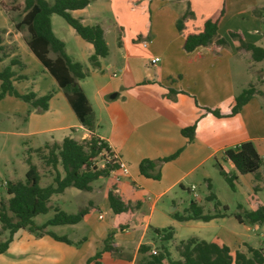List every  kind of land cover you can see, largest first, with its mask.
<instances>
[{"label": "crops", "instance_id": "crops-1", "mask_svg": "<svg viewBox=\"0 0 264 264\" xmlns=\"http://www.w3.org/2000/svg\"><path fill=\"white\" fill-rule=\"evenodd\" d=\"M212 1H215V4L210 9ZM216 1L186 0L185 4L174 7L169 0H144V4L141 5L144 18L141 24H136V26L130 28L129 33L125 31V26L120 21H113L111 26L106 28L103 21L97 19L98 14H92L93 18H96L91 21L92 23H88L85 16H79L84 21L83 23H98L101 26L103 37L108 46V54L99 58L98 67V71H101L105 78L93 77L89 73L79 80V84L92 109L94 117L93 132L106 141L111 153L117 155L128 168V173L122 175L118 184L105 190L106 194L112 192L119 197L126 209L119 214H114L108 204L109 210L114 216L123 215L124 217L118 223L117 229L112 228L103 231L98 236V240L101 242L108 232L114 231L113 242L117 247L115 251L103 252L99 260L100 264H135L137 259L140 261L138 264H146L148 255L139 252L138 248L141 244H145L150 246V252L155 253L151 246L154 241L158 240V236L154 232L148 236V231L149 229L153 231L154 228H164L158 225L152 226L149 221L156 203L169 189L176 185L183 186L182 180L195 167L215 156L217 151H223L227 148L226 146L214 147L207 140L208 137L205 138L200 134V131L207 132L209 137L212 138L214 135L213 121L226 120L232 117L216 118L210 113L203 112L200 106L218 107L222 111H227L228 105L237 95L234 82L235 67L242 69V60L247 61L245 55L252 59L251 54L250 51L240 48L237 40L232 42L227 40L219 33V28L227 18V10L232 5H235V3L238 5L239 10L236 14L240 15L242 10L252 13V7H255L256 3L254 0H224L225 3L223 4L226 7V12L219 22L217 36L224 38L228 43L220 45L216 43L215 38L205 46H198L190 52H185L182 49L184 36L188 33L199 32L202 29L204 20L223 5ZM89 5L90 3L82 9L72 11H85ZM53 14L50 16L52 31L56 37L63 41V37L57 35L52 25ZM259 14H249V18H252V21L259 28L260 36L257 40H263L264 22L260 20L262 17ZM155 15L161 16V18H155ZM179 23H182L181 30L177 28ZM108 30L115 34L112 45H109L106 40ZM238 32L242 33L241 31ZM249 42L259 45L257 41ZM85 49L88 52L89 59V56L93 53V46L88 43ZM239 49L245 52L241 53ZM66 54L70 57L69 53L66 52ZM155 57H158L159 60L151 63L150 60ZM72 60L80 62L79 60ZM263 61L264 59L260 61L252 59L249 64L255 65ZM104 71L107 72L106 76L103 74ZM15 82L13 81V84L16 87ZM250 84L254 86L255 93L243 105L241 111L249 102L257 100L258 97H261L264 101V94L259 95V89L256 88L254 82ZM8 97L12 96L5 95L1 99ZM258 104L259 107L262 106L261 103ZM50 109L53 110L51 116L48 114ZM26 110H29L24 120L26 124L28 123L26 136L46 135L42 144L51 141L61 142L62 138L67 135L76 140L77 134H85L81 138L89 136L90 131L80 124L63 89L62 94L59 95H56L55 91L51 92L48 108L45 110L47 114L31 108L29 103ZM51 117L52 120H50ZM195 119L198 120L195 137L192 141H188L180 130ZM209 126L212 129L210 133L208 132ZM55 131H61L60 135L54 137L52 133ZM241 142L233 143L231 146ZM178 149H181V151L176 158L160 165L159 179L145 177L140 174L138 165L143 158L157 159ZM227 163L232 166L231 163ZM97 181L100 182V178L92 182L90 191L84 192L86 193L84 195H87L85 196L86 205L80 208L90 207L99 210V205L92 204L91 198L92 192L95 189L97 190ZM66 191L70 192L69 197L71 198L79 197L83 193V190L75 187H66L63 192L53 194L48 201V205H50V201L55 195H61ZM67 199L69 200L68 196ZM105 199L107 200V197ZM194 201L201 205L200 202ZM58 206L62 208L60 205ZM77 206L81 205L77 204ZM175 208H172V210H176ZM145 209L149 210L148 214L145 213ZM172 213L173 211L169 217L178 222L172 216ZM99 215L98 218H101L102 216L99 217ZM85 216L86 214L78 223L70 225L77 227L85 219ZM222 218L216 217L209 221L190 219L183 222L201 225V222L209 223ZM120 235L124 236L121 237ZM216 235L231 250H241L238 244L245 241V239L226 231L217 232ZM83 238V249L82 247L78 249V241L71 238L72 242L69 244L55 240L53 246L60 256L63 255L58 260L60 264L66 262L68 264L73 262H76V264H91L87 263V259L96 253L99 241L90 243V240L87 242L85 236ZM197 238L201 239L200 237ZM13 242L14 237L10 245ZM124 248L133 251L132 258L129 259L124 255L116 256ZM171 257L176 259L178 255L177 257L171 255Z\"/></svg>", "mask_w": 264, "mask_h": 264}, {"label": "rangeland", "instance_id": "rangeland-1", "mask_svg": "<svg viewBox=\"0 0 264 264\" xmlns=\"http://www.w3.org/2000/svg\"><path fill=\"white\" fill-rule=\"evenodd\" d=\"M169 1L174 7H179L186 3V0ZM217 1H219L221 5L225 3L224 0ZM254 1L256 5L252 7V13L254 15L260 13L259 15L262 17L260 20L264 22V0ZM143 4L144 0H92L85 11H70V13L74 17H79L81 15L85 16L88 23H92L91 21L96 19L93 18V15L98 14L97 19L103 21L106 28L111 26L113 21H120L124 24L125 31L129 33V29L136 26V24H141L144 18L141 8ZM214 4L215 1H212L210 9L213 8L212 6H214ZM23 6L24 0H0V31L2 32L3 44L9 55L0 62V68H2L10 58L18 57L25 63V67L21 70L18 69L17 66H12V68L18 73L26 75L25 79L15 82L19 92L25 93L33 91L39 96L53 91L56 92V95L62 94V89L57 85L54 78L34 56L25 43L28 36L26 28H15V23L21 19L23 14ZM238 10L239 7L236 3L227 10V18L220 26L219 33L232 42L237 38H232L229 35V30L241 31L246 41H257V44L264 46V39L257 40L258 36H260L258 26L252 21V18H249V14L252 15V13L242 10L241 14L237 15L236 13ZM155 18H161V16L158 17L155 15ZM82 22L84 21L82 20ZM52 25L57 35L63 37L66 52L69 53L72 59L81 62L83 71L86 75L90 73L93 77H103L101 71H98V67H93L89 62L88 52L85 49L88 43L77 35L74 29L69 26L60 15L53 14ZM114 39L115 34L108 30L106 40L109 45H112ZM240 52L243 53L245 51L240 50ZM49 56L54 57L55 54L50 52ZM245 56L247 61L242 60V69L240 67L237 68V66L235 67V93L239 94L243 88H248L251 85L250 83L254 82L256 88L259 89V95H263L264 61L252 65L249 64L252 59H250L248 55ZM103 74L106 76L107 72L104 71ZM258 103H261L262 106L259 107ZM27 106L28 103L14 96L0 99V199L6 200L8 198L4 189L6 181L24 178L27 168L25 162V158L28 154L27 150L43 147L42 143L46 137V135L26 136L28 123L26 124L24 120L29 111L26 110ZM42 112L47 114L46 111ZM52 112V109H50V111L48 110L49 116L52 115ZM50 120H52V117ZM66 120L69 121L67 118ZM213 123L214 135L212 138H210L205 131H200V134L205 138L208 137L207 140L210 141L214 147H230L233 143L251 140L264 161V101L261 97L249 102L237 116L226 120H215ZM207 124L209 125V123ZM211 130V126H209L208 132L210 133ZM60 133L61 131H55L52 134L54 137H57ZM84 135L85 134H77V140L83 141L88 137L87 135L81 138ZM49 143H52V141ZM43 150L44 152L47 151L45 148ZM223 151H217L215 156H212L210 159L205 160L203 164L195 167L193 171L187 174L182 180L183 186L176 185L169 189L167 193L159 199L151 212L149 221L152 226H170L173 228V238L164 244H168L166 246L170 249V254L174 257H177L175 244L180 240L189 237H200L201 239L208 240L215 236L217 232L222 231L245 239V241L238 244V247L244 252L247 251L245 245L253 247L261 246L264 248V224H243L239 223L234 217V213L236 212L252 210L259 205H264V163L254 172L238 174L235 169L227 163L228 161L224 159ZM107 158L109 157H107L105 153L99 155L96 158V165L98 167H103ZM31 160L37 166L41 176L39 181L40 185L44 186L50 183L53 175L52 168L45 165L34 151L31 152ZM219 165L230 174L237 175L233 188L229 186L220 173ZM58 167L62 170L60 164ZM121 178L122 175L116 172L100 178V182L97 181V190L95 189V191L92 192L91 198L92 204L99 205V210L87 206L88 212L85 219L80 222L77 227L64 224L47 226L46 229L58 235H65L69 239L71 238L78 241V249L82 247L84 236L87 242L90 240V243H93L99 241L98 236L101 235L103 231H108L112 228L117 229L118 223L122 221L124 216H114L110 212L108 202L105 199L107 197L105 190L118 184ZM206 182H210V188H208ZM191 185H193L194 189H191ZM82 192L83 193L76 198L69 197V191L61 195H55L50 201L51 207L49 210L46 213L38 214L34 217L35 223L41 224L48 218H51L54 214L53 207L55 205H60L69 213L77 212L80 207L86 205L85 196L87 195H84L86 194L84 193L85 191ZM211 193L215 195V198L208 199L207 196ZM194 200L201 203L204 213H225V215L222 219L214 220L209 223L201 222V225H194L193 223L191 224L183 221L177 222L169 217L172 211L180 214L185 213L190 202ZM216 202H219V204L217 205ZM77 204L81 206L78 207ZM238 205H240V207H238ZM172 208L176 210H172ZM145 213L148 214L149 210L145 209ZM98 214L102 217L98 218ZM117 231L120 233L119 230ZM0 232H2L0 240L5 239L7 232L1 230V225ZM152 232L153 231L149 229L148 236L152 235ZM120 236L123 237L124 235ZM55 242L56 241L47 234L42 235V237H35L33 233L28 230L20 229L14 235V242L3 253H0V264H60L58 260L61 259L63 255L61 254L60 256L53 246ZM161 244L159 239L152 243L151 248L155 253L160 251ZM102 248L103 240L101 242L99 241L97 251ZM132 254L133 251L124 248L122 251L118 252L116 256L120 257V255H124L130 259L132 258ZM67 261L69 262V260ZM138 263H140V261L137 259L135 264ZM64 264L68 263L66 262ZM72 264H76V262ZM163 264H166V262Z\"/></svg>", "mask_w": 264, "mask_h": 264}, {"label": "trees", "instance_id": "trees-1", "mask_svg": "<svg viewBox=\"0 0 264 264\" xmlns=\"http://www.w3.org/2000/svg\"><path fill=\"white\" fill-rule=\"evenodd\" d=\"M92 0H24L23 14L21 19L15 23V28L25 27L28 36L25 43L41 62L50 75L54 78L57 85L63 89L65 96L75 112L80 124L90 131L89 136L83 141H78L72 136H64L61 142L44 143L43 147L33 150L28 149L25 158L27 168L23 179L8 180L5 182V192L8 195L6 200L0 199V225L1 230L6 231V238L0 240V253H3L13 240L14 234L20 229H26L34 236L40 237L44 234L49 235L54 240L71 243L65 235H58L47 226L76 224L85 214L87 208H80L75 213H69L58 205L53 207L54 214L41 224L34 221L38 214L46 213L51 207L48 201L53 194L63 192L66 187H75L79 190L90 191L92 182L106 177L117 167L112 161V153L106 141L99 138L94 132V117L91 106L84 94L79 80L84 78L86 73L83 71L82 64L73 61L64 50V42L55 36L51 28V14L60 15L65 22L83 40L93 46V53L89 56V62L93 67H99V58L108 54V46L103 37L101 26L96 24L83 23L80 17H74L70 11L86 7ZM225 5L210 16H208L199 32L188 33L182 41V49L190 52L198 46H205L215 39L220 45L227 44V41L218 37L217 29L222 16L225 14ZM257 14V13H256ZM258 15V14H257ZM179 30L182 23L177 24ZM232 38H237L239 47L250 51L254 61L264 59V47L244 40L242 33L234 30L229 31ZM264 39V32L262 33ZM55 54L50 57L49 53ZM0 31V62L8 57ZM17 66L23 69L25 63L18 57H12L0 68V99L5 95L14 96L29 103L37 111H45L48 108V100L51 92L37 96L33 91L25 93L19 92L14 86L13 81L25 79L26 75L18 73L12 68ZM255 93L254 86L250 85L237 94L228 105L227 111H222L218 107L200 106L205 113H210L216 118H229L237 115L243 105H245ZM198 106V104H197ZM197 119L181 128V134L192 141L195 137ZM47 151L44 152L43 149ZM37 156L47 166L53 170L50 183L40 185V174L37 166L31 160V152ZM181 149L157 159L143 158L138 165L140 174L153 179L160 178L159 167L163 162L170 161L178 156ZM105 153L106 163L103 167L96 165V158ZM224 159L232 164L236 173L245 174L254 172L264 163L262 157L257 152L251 140L230 146L223 151ZM61 165L62 170L58 165ZM219 171L231 188L234 187L236 174H230L219 165ZM211 187L210 182L207 183ZM208 199L215 198L214 194L207 196ZM108 204L114 214H119L126 209L124 203L112 192L107 193ZM218 205L219 202H216ZM240 207V205H238ZM10 212V214H9ZM225 213H204L201 205L191 201L185 213L173 212L172 216L178 221L198 219L209 221L216 217H223ZM235 219L243 224H264V205H259L252 210L234 213ZM153 232L161 241L160 251L150 252V246L141 244L139 252L146 253L148 258L146 264H264V248L261 246L253 247L245 245L247 251L238 249L231 250L219 236H213L210 240L189 237L180 240L175 245L178 258L173 259L168 247L163 244L171 240L174 235L172 227L154 228ZM2 232H0V235ZM114 231H110L103 239V248L97 251L92 257L87 259V263L100 264L99 259L103 252L117 250L113 242Z\"/></svg>", "mask_w": 264, "mask_h": 264}, {"label": "built area", "instance_id": "built-area-1", "mask_svg": "<svg viewBox=\"0 0 264 264\" xmlns=\"http://www.w3.org/2000/svg\"><path fill=\"white\" fill-rule=\"evenodd\" d=\"M144 45H146V43H144ZM159 60L158 57H155V58H152L151 59V63H155ZM111 157L113 158V162L117 165V167L115 169H113L111 171V173H116V172H119L120 175H125L128 173V168L126 166V164L119 158L117 157V155L113 154L111 155ZM110 159V157H109ZM193 188V186H192ZM99 217H101V215H99Z\"/></svg>", "mask_w": 264, "mask_h": 264}]
</instances>
